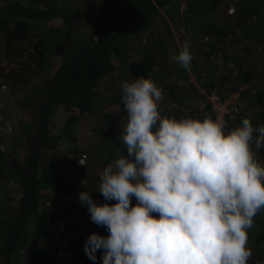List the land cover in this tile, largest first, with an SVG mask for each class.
Masks as SVG:
<instances>
[{"label":"crops","instance_id":"0c3cea01","mask_svg":"<svg viewBox=\"0 0 264 264\" xmlns=\"http://www.w3.org/2000/svg\"><path fill=\"white\" fill-rule=\"evenodd\" d=\"M15 3L31 7L33 28L26 39L16 40L13 45L26 47L32 53L35 44L40 43L47 50L40 60L26 55L14 60L17 63L3 73L8 74L3 76L7 84L0 77V112L6 117L8 131L0 136L7 141L6 151L0 153V261L6 252L9 264H37L28 258L29 234L41 213L55 222L48 234L46 264L60 261L64 237H74L67 236L64 227L72 224L71 231L76 232L91 222L87 205L79 203V193L86 190L94 200L100 173L127 150L119 139L127 122L120 84L138 78L131 76L128 67L132 59L151 63L147 78L161 88L170 87V92H163L159 101L162 115L171 113L173 101H180L185 103L188 113L177 112L179 118H200L202 96L188 95L186 87L190 77L205 85L212 74L206 53L201 50L203 35L209 34L212 40H223L229 35L224 43L226 56L236 59L245 75L240 83L245 85L242 93L246 109L240 122L247 117L254 125H264V52L257 51L264 33V0H0V48L6 47L5 18L20 9ZM47 3L52 6V15ZM229 6L235 9L231 15L227 13ZM246 16L248 19L243 22ZM11 24L9 21L8 27ZM185 42L193 55L191 72L171 60ZM101 43L105 45L97 57L102 65H108L103 75L90 90L88 85H71L67 89L63 83L73 75L72 68L67 69V73L56 78L58 83L52 91L71 96L75 87V94L81 97L70 106H66L65 99L53 101L49 115L44 116L42 100L51 91L54 77L69 61L70 65L96 64L97 57L76 58V54ZM73 80L79 84L78 78ZM234 82L236 79L230 75L220 78L223 89L235 86ZM40 126L46 128L43 133ZM40 143L36 163L30 166L27 160L33 150L37 152ZM253 150L258 153V162L264 165L259 155L264 147L256 150L253 146ZM81 153L87 154V164L82 168L76 165ZM23 177L30 183L27 187L34 188L36 204L20 241L7 251L3 244L14 233L13 223L20 213L21 200L29 198L25 197L27 187L20 184ZM64 179L74 184L69 194L59 186ZM131 203H137L135 197ZM62 220L65 225L60 227ZM247 234V247L252 251L248 264H253L255 258H264V210L254 217V226Z\"/></svg>","mask_w":264,"mask_h":264},{"label":"clouds","instance_id":"9594fccd","mask_svg":"<svg viewBox=\"0 0 264 264\" xmlns=\"http://www.w3.org/2000/svg\"><path fill=\"white\" fill-rule=\"evenodd\" d=\"M171 60L191 72L190 45ZM120 89L127 155L103 169L96 188L115 203L79 193L91 222L108 230L88 236V258L103 250L102 264H248L247 230L264 210V165L253 150L264 147V125L245 117L226 131L219 115L162 116L163 89L144 76Z\"/></svg>","mask_w":264,"mask_h":264},{"label":"trees","instance_id":"16d2710c","mask_svg":"<svg viewBox=\"0 0 264 264\" xmlns=\"http://www.w3.org/2000/svg\"><path fill=\"white\" fill-rule=\"evenodd\" d=\"M15 6L17 8L20 7V9H16L14 11L13 15L5 18V24L6 30L4 32L5 39H6V47L5 48H0V56H3L4 53H6V56H12V54L17 53V49L22 50L23 47L20 45H13L16 44L14 43L16 40H24L26 39L30 32L32 31L33 24L30 22L29 13L31 14L30 10L31 7L29 6H19V4L15 3ZM47 9L52 10V6L50 3H47ZM54 16V15H53ZM51 16H49L46 19H50ZM246 17L242 19L243 22H246ZM250 18V17H249ZM248 19V18H247ZM12 21V24L8 27V22ZM242 22V23H243ZM138 23V21H137ZM238 24V23H237ZM239 27V26H238ZM227 37V35L225 36ZM221 40V39H220ZM109 41V40H108ZM13 45V46H12ZM98 45V44H97ZM105 44L101 43L99 47H91L89 50H84L81 52H78L76 54V58H88V57H97L98 55L101 54L103 51V46ZM10 46V47H9ZM47 48H44L43 44L36 43L34 46V50L32 53H27V56H33V58H36L37 60H40V58H43L45 56ZM60 51V50H58ZM103 56V55H101ZM71 61H69L70 63ZM64 64L65 66L63 67L62 70L54 77V81L50 86L51 91L43 97V110H44V116L49 115L48 111L51 106V103L54 101V103L61 102L63 99L67 102L66 106H70L72 103H76V100L81 97L77 94H75V87H74V95H56L52 90L56 88V84L58 83V80L56 78L59 76H62L63 74L67 73V69L70 67L72 68V73L73 75L70 77H67L65 83H63V86H65L67 89L72 85H75L76 87H82L81 85H88V89L90 90L91 87L101 75L105 72V69L108 68V65H102L100 60H98V57L95 61L96 64H90L89 66L86 65L85 63H78V64ZM86 67L85 69L83 67ZM128 67L131 71V76L132 77H140L144 76L147 78L148 76V71L151 68V63L146 62L144 60H137V59H132L128 63ZM243 75V80L245 79L244 72H242ZM75 78L79 79V84H77L76 80H73ZM72 91V90H69ZM41 102V103H42ZM40 131L43 133L45 126H40L39 127ZM40 142V141H38ZM41 147V143L37 146V152L34 153V150L32 154L29 156V159L27 160L28 165L33 166L36 163L37 157L39 155V150ZM124 155H127V150L123 151ZM260 157H262L263 162H264V150L259 154ZM32 156H35V159H32ZM31 173H33L31 171ZM27 177H23L21 180V185L22 186H29L30 183L26 181ZM27 182V183H26ZM60 188L65 194H69L73 191L74 184L67 180L64 179L60 181L59 183ZM24 190V188H23ZM34 188H26L25 192V197L29 196V198L24 199L22 198V205L19 210V215L16 217L14 221V233L11 234V237L3 244V247L5 250H10L17 245V243L20 241V236L24 233V230L26 229V223L29 220L28 217L31 214V209L34 207L36 204V198L34 197ZM24 196V194H23ZM81 226V225H79ZM78 226V227H79ZM55 227V222L52 220L51 216H49L46 213H41L39 214L35 222L33 224L32 232L29 234V252H28V258L32 259L33 261H36L37 264H46L44 262V257L48 255V234L51 231V229H54ZM64 232L66 231H71L72 229V224L70 226L68 225L67 227H64ZM105 228L100 226V231L98 234L102 235L104 233ZM13 230V229H12ZM67 233V232H66ZM89 235L82 234L80 237H76V240L71 239L70 237H64L63 240V252L62 256L60 258V261L55 262V264H65L70 257H74L73 264H102V256H103V250H98L96 252V260L93 261L88 258V256L85 253L84 249H81L80 247L82 246V242L86 241ZM3 248V250H4ZM76 248L79 249V252L77 255H75V250ZM8 253L5 252V257H3L0 261V264H9V257ZM50 264V263H48ZM52 264V263H51Z\"/></svg>","mask_w":264,"mask_h":264},{"label":"built area","instance_id":"2783aa9c","mask_svg":"<svg viewBox=\"0 0 264 264\" xmlns=\"http://www.w3.org/2000/svg\"><path fill=\"white\" fill-rule=\"evenodd\" d=\"M235 9L233 6H229L227 9L228 14H233ZM254 19V17H253ZM251 21V19H250ZM230 36L227 35L223 40H212L209 34H204L202 38L203 45L201 50L206 54L207 63L212 67V74L205 85H200L195 80V78L190 77L186 87V93L190 96L195 93L202 96L199 100L200 106V118L205 117L206 115L215 119L218 115L223 117L227 121L226 131L231 129L234 126L239 125L241 114L246 109V102L243 97V90L245 85L241 84L243 81L242 71L239 67V63L236 59L229 58L226 56L224 43L228 40ZM258 52H264V33L261 36V40L257 45ZM23 51L17 49V53L12 54V56H0V69L2 72H8L14 66V60L23 57ZM26 55V53L24 54ZM228 75L236 79L235 86H229L226 89H223L220 84V78H225ZM241 82V83H240ZM1 88H5V85H1ZM163 92H170L169 86L162 87ZM171 113L165 116L176 117L179 119V112L188 113L186 110L185 103L180 101H173L170 105ZM178 112V114H177ZM162 115V114H161ZM164 116V115H162ZM5 115L0 112V136L8 133L5 124H6ZM254 127H259L254 125ZM7 141L0 139V153L6 151ZM257 152V151H256ZM258 156V153H257ZM79 160L84 162V165L87 164V154L81 153L76 159V165L80 168L85 167L79 163ZM82 183H85L82 181ZM94 201L98 204L106 203L104 198L99 194L96 195ZM65 225V221L59 223L60 227ZM105 228V227H104ZM108 230L105 228V231L102 235H107ZM85 241L82 242L81 249H84ZM75 255L78 254L79 249L76 248ZM74 257H70L65 264H73ZM253 264H264L263 256L255 258Z\"/></svg>","mask_w":264,"mask_h":264},{"label":"rangeland","instance_id":"374dc122","mask_svg":"<svg viewBox=\"0 0 264 264\" xmlns=\"http://www.w3.org/2000/svg\"><path fill=\"white\" fill-rule=\"evenodd\" d=\"M22 51L24 52L23 53V57L25 56L24 54L26 53V56H27V48L25 47V48H22ZM20 60L22 59V58H19ZM17 63V62H16ZM6 75H8V74H3V72L2 73H0V77H2V81L4 82V83H6L7 84V82L6 81H4L3 80V76H5L6 77ZM2 82H1V80H0V84H1ZM3 83V84H4ZM234 84H236V82H234ZM246 102V101H245ZM13 197H15V196H13ZM13 199V198H12ZM84 227H83V229L82 230H77L76 232H72V231H66L67 232V236H74L73 237V239L74 240H76V236L77 235H79L78 237H80L82 234H85V235H89V234H91L92 232H96V233H99V231H100V226H98V225H96V224H94V223H92V222H89V223H85L84 225H83ZM90 228V229H89ZM65 232V233H66ZM91 232V233H90ZM70 233H72L71 235H70Z\"/></svg>","mask_w":264,"mask_h":264}]
</instances>
